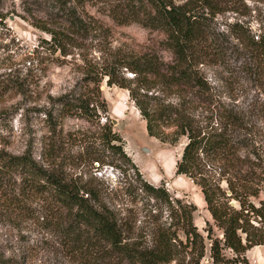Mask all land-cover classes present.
I'll use <instances>...</instances> for the list:
<instances>
[{
	"label": "trees",
	"instance_id": "1",
	"mask_svg": "<svg viewBox=\"0 0 264 264\" xmlns=\"http://www.w3.org/2000/svg\"><path fill=\"white\" fill-rule=\"evenodd\" d=\"M57 1L60 22L38 20L33 25L50 36L54 51L67 55L73 35L87 30L88 23L77 12L83 0ZM123 1L122 12L113 13L112 19L159 31L160 50L106 61L101 75L107 84L128 89L148 135L169 143L186 138L176 173L201 187L212 217L205 236L193 223L195 205L172 198L163 184L147 181L125 152L122 137L106 115L96 74L86 79L94 82L92 89L60 94L52 99L53 108L43 111L47 133L40 146L42 161L30 149L13 154L0 148V183L12 171L25 176L24 197L42 198L65 238L64 246L79 264H200L207 243L212 264H245L247 250L264 244V149L253 144L250 107L234 103L239 95L229 84L223 95L203 67L239 72L247 81L264 85V18L255 31L248 21H218V15L237 11L241 0ZM121 68L134 75L119 74ZM70 111L94 125L74 136L75 157L91 165L97 162L96 169L109 165L120 173L116 186H105L104 197L94 176L83 180L66 173L67 156L57 145L54 113ZM121 196L142 203L139 223L132 213L122 214L125 208L114 202ZM11 203L22 210L21 200L13 198ZM16 262L0 255V264Z\"/></svg>",
	"mask_w": 264,
	"mask_h": 264
},
{
	"label": "rangeland",
	"instance_id": "2",
	"mask_svg": "<svg viewBox=\"0 0 264 264\" xmlns=\"http://www.w3.org/2000/svg\"><path fill=\"white\" fill-rule=\"evenodd\" d=\"M57 2L0 0V148L13 154L30 149L33 157L42 161L40 146L47 133L43 111L53 108L52 99L60 94L84 93L92 89L94 82L86 79L96 74L100 78L101 97L107 105L106 115L122 137L125 152L147 181L163 184L172 198L195 205L193 223L205 236L206 222L212 223V217L201 187L188 176L176 173V163L186 138L183 136L177 142L169 143L148 135L146 121L129 97L128 89L107 84L106 76L101 75L102 63L106 61L117 62L119 57L136 52L160 50L161 33L137 22L116 23L112 15L122 12L123 0H83L78 4L77 12L88 23L87 30L73 35L75 45L74 42L68 45L70 53L63 55L50 46V36L33 25L38 20L60 22L62 14L57 11ZM236 6L237 11L218 15V21H248L255 31L259 18H264V0H241ZM219 26L220 29L224 27ZM160 53L168 55L164 50ZM203 68L223 95L224 85L229 84L239 95L234 103L238 107H250L248 118L252 125L253 144L264 149V85L247 81L239 72L230 73L212 65ZM119 74L128 78L134 75L126 68H121ZM59 108L57 106L55 110ZM56 114L59 113H54L57 117V145L62 155L68 157L65 158L66 173L73 177L81 175L83 180L94 176L104 197L105 186L109 183L117 185L121 178L119 171L109 165L96 169L97 162L91 165L75 157L78 144L74 136L83 130H92L94 125L72 111L60 116ZM71 156L77 163H68L73 160L69 158ZM251 156L254 159V155ZM24 177L18 171H12L0 183V255L16 258V264H79L64 246L65 238L55 228L56 221L46 212L47 206L42 198L31 194L24 197ZM260 197L264 198V192ZM13 198L22 201V210L14 207ZM114 202L125 208L122 214L132 213L138 219L137 223L142 220L141 202H133L128 196H121ZM231 203L236 204L234 200ZM42 220H48L46 223L52 220V224L47 226ZM214 230L216 235H222L216 228ZM208 246L207 243L200 264H212ZM246 258L245 264H264V244L247 250Z\"/></svg>",
	"mask_w": 264,
	"mask_h": 264
}]
</instances>
